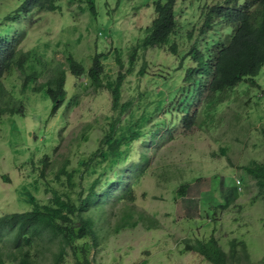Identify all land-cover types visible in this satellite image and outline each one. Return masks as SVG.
I'll list each match as a JSON object with an SVG mask.
<instances>
[{
    "label": "rangeland",
    "instance_id": "rangeland-1",
    "mask_svg": "<svg viewBox=\"0 0 264 264\" xmlns=\"http://www.w3.org/2000/svg\"><path fill=\"white\" fill-rule=\"evenodd\" d=\"M156 1L95 0L93 13L87 0H60L59 9L32 12L15 23L24 33L19 47L35 50L32 69L40 77L25 88L22 70L14 67L3 77L8 96L22 101L23 114L0 116V216L29 211L33 201L54 206L56 194L78 203L80 191L86 194L101 171L116 177L113 171L118 170L126 178L125 172L130 173L144 152L149 158L139 179L131 174L134 203L117 201L125 185H113L103 204L109 219L99 223L97 238L72 237L64 243L63 236L43 235L25 247L35 264H214L197 249L199 241L212 237L224 250L227 264H264V185L247 172L248 166L264 163V67L255 79L227 90L212 116L201 113L204 99L199 96L191 110L201 111L197 124L161 128L157 142L150 134L164 113L151 114L140 122L146 143L136 142L134 160L109 168V157L101 156L108 149L112 123L126 124L132 112L138 118L152 109L156 93L165 90V77L186 84L185 67L192 62L181 59L192 44L206 46L199 31L210 10L215 9L213 19L220 18L216 9L236 8L245 0H177L171 42L177 44L178 54L167 47L141 49L128 72L130 53L147 35ZM17 6V0H0V24L9 22L6 17ZM96 54H103L99 88L87 72L80 78L72 75L66 61L73 55L88 70ZM59 64L67 70L68 96L50 116L51 99L44 89H35ZM120 70L126 75L121 103L131 101L125 111L114 110L109 86ZM205 76L210 78L209 73ZM125 217L126 225L118 229Z\"/></svg>",
    "mask_w": 264,
    "mask_h": 264
},
{
    "label": "trees",
    "instance_id": "trees-1",
    "mask_svg": "<svg viewBox=\"0 0 264 264\" xmlns=\"http://www.w3.org/2000/svg\"><path fill=\"white\" fill-rule=\"evenodd\" d=\"M59 1L17 0V8L6 17L9 22L0 24V100H2L0 116L5 113L23 114L22 101L8 96L9 93L4 88L3 77L7 71L14 67L23 71L25 75L23 88L40 77L32 69V62L36 60L35 50L24 51L19 47L24 33H20L15 23L32 12L55 11L60 8ZM87 2L91 11L95 13V0H87ZM176 2L177 0H158L154 3L155 16L146 29L147 35L142 43L135 45L130 53L128 72H132L141 49L147 51L150 48L167 47L174 55L178 54L177 44L171 42L177 28ZM216 10L221 17L213 19L210 15L215 12V9H211L204 26L199 31V36L207 40L206 46L200 48L194 43L182 56V62L185 60L192 62V65L185 67L187 76L183 81L186 84H178L177 79L165 77L162 82L165 90L162 89L156 93L157 103L152 109L146 110L147 112L142 113L138 118L132 112L126 124H120L118 120L112 123L110 135L107 137L108 149L101 152L103 159L109 157V168L119 161L130 162L135 159V155L139 152L136 142L146 143L144 139L146 131L140 127V122H147L151 114L157 111L164 113V116L156 121V131L150 134L157 142L156 138L163 128L176 130L178 126L189 128L197 124V116L201 111L191 112V110L195 107V99L199 96L204 99L201 113L212 116L216 107L225 99L227 90L236 87L244 79H255L264 67V0H245L236 8H228L224 11L220 7ZM222 24H224L223 30ZM206 28L211 30L209 35L205 34ZM11 33L13 36L10 35ZM189 35L193 36V33L190 32ZM102 57L103 54H96L92 66L87 70L73 55H69L66 57L68 70L76 78H80L87 72L94 85L99 88L102 86V79H100L103 73ZM117 59L123 68L121 58ZM27 67L28 75L25 74ZM144 72L145 68L141 70L142 74ZM206 73H209L210 78H206ZM125 77L126 75L120 70L116 81L109 84L114 110L121 108L125 111L131 107V101L121 103V87ZM66 78L67 70L63 68V64H59L50 70L47 81L35 89H44L51 99L50 116L55 115L67 99ZM169 101H172V104L167 105ZM200 124L202 125V121ZM123 145H126L125 149L121 148ZM141 157L137 160L135 167L130 168V173L125 172L126 178L118 170L113 171L116 177L105 175L104 171H101L88 187L86 194L80 191L78 203L56 194L52 199L54 206L40 205L33 201L34 206L29 211L1 215L0 264H7V261L17 262V264H35L25 247L46 234L51 238L63 236L64 243H70L72 237L73 239L97 238L99 223L102 226L103 222H108L107 219H109V212L104 210L103 204L110 197L113 185H125L124 191L117 193V201L135 202L136 194L132 181L142 176L149 162L146 152ZM247 172L258 183L264 185V163L248 166ZM131 174H134V178ZM30 197L33 196L30 195ZM109 209L112 214V207ZM124 214L126 215L125 210ZM121 220L118 229L123 224L126 225L127 217ZM133 224L135 225L136 222ZM197 249L214 264H227L226 254L214 237L207 242L199 241ZM59 255L61 256V253Z\"/></svg>",
    "mask_w": 264,
    "mask_h": 264
}]
</instances>
